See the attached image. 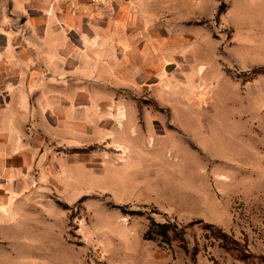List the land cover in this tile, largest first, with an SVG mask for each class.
<instances>
[{"label": "rangeland", "instance_id": "374dc122", "mask_svg": "<svg viewBox=\"0 0 264 264\" xmlns=\"http://www.w3.org/2000/svg\"><path fill=\"white\" fill-rule=\"evenodd\" d=\"M81 1L105 49L144 47L140 20L108 40L128 0ZM152 1L151 64L0 187V264H264V0Z\"/></svg>", "mask_w": 264, "mask_h": 264}, {"label": "crops", "instance_id": "0c3cea01", "mask_svg": "<svg viewBox=\"0 0 264 264\" xmlns=\"http://www.w3.org/2000/svg\"><path fill=\"white\" fill-rule=\"evenodd\" d=\"M128 2H118V16L128 15L108 40L119 41L126 32L127 41H135L137 32L130 30L140 20L145 43L126 50L105 49L103 27L93 24L86 1L0 0V187L8 193L32 182L38 165L48 160L45 146L52 138H70L78 123L97 118L105 103L98 90L107 81L120 83L124 57L133 67L151 64L152 32L145 27L154 2ZM94 41L97 47L90 48Z\"/></svg>", "mask_w": 264, "mask_h": 264}, {"label": "trees", "instance_id": "16d2710c", "mask_svg": "<svg viewBox=\"0 0 264 264\" xmlns=\"http://www.w3.org/2000/svg\"><path fill=\"white\" fill-rule=\"evenodd\" d=\"M161 226H162V227H163V226H166V224H163V225H161Z\"/></svg>", "mask_w": 264, "mask_h": 264}]
</instances>
